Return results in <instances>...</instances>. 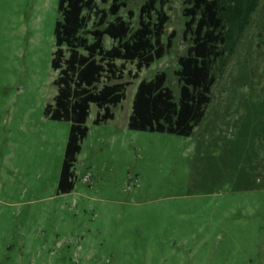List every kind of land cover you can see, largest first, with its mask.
Segmentation results:
<instances>
[{
    "label": "rangeland",
    "instance_id": "rangeland-1",
    "mask_svg": "<svg viewBox=\"0 0 264 264\" xmlns=\"http://www.w3.org/2000/svg\"><path fill=\"white\" fill-rule=\"evenodd\" d=\"M145 2L121 11L133 30ZM58 6L0 0V264H264V0L215 64L206 115L188 137L128 124L141 79L164 71L179 97L192 40L184 0H167L173 46L127 76L113 119L96 124L104 110L91 104L68 193L58 183L71 122L45 115L58 91Z\"/></svg>",
    "mask_w": 264,
    "mask_h": 264
},
{
    "label": "trees",
    "instance_id": "trees-1",
    "mask_svg": "<svg viewBox=\"0 0 264 264\" xmlns=\"http://www.w3.org/2000/svg\"><path fill=\"white\" fill-rule=\"evenodd\" d=\"M259 2L184 0V15L188 17L185 35L192 44L187 54L179 58V97L176 99L166 84L164 71L152 79H141L129 127L191 136L211 101L215 64L235 50ZM166 3L167 0H146L140 9L139 26L133 30L121 14L128 0H59L52 59L58 91L54 103L45 108L50 119L71 122L59 193L71 192L75 187V165L89 133L91 104L104 110L95 118L96 124L113 119L111 106L126 98L132 84L127 76L139 79L144 69L163 58L173 46L174 32L164 42L170 19L164 8ZM133 16L129 10V17ZM106 37L116 43L107 47ZM129 63L135 65V71L128 69Z\"/></svg>",
    "mask_w": 264,
    "mask_h": 264
},
{
    "label": "built area",
    "instance_id": "built-area-1",
    "mask_svg": "<svg viewBox=\"0 0 264 264\" xmlns=\"http://www.w3.org/2000/svg\"><path fill=\"white\" fill-rule=\"evenodd\" d=\"M87 178H85V180H86Z\"/></svg>",
    "mask_w": 264,
    "mask_h": 264
},
{
    "label": "crops",
    "instance_id": "crops-1",
    "mask_svg": "<svg viewBox=\"0 0 264 264\" xmlns=\"http://www.w3.org/2000/svg\"><path fill=\"white\" fill-rule=\"evenodd\" d=\"M82 151V150H81Z\"/></svg>",
    "mask_w": 264,
    "mask_h": 264
}]
</instances>
